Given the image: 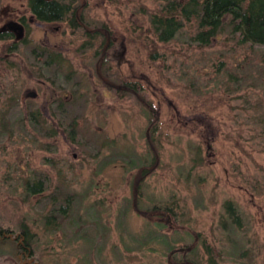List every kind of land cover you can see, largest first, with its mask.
<instances>
[{
    "label": "rangeland",
    "instance_id": "1",
    "mask_svg": "<svg viewBox=\"0 0 264 264\" xmlns=\"http://www.w3.org/2000/svg\"><path fill=\"white\" fill-rule=\"evenodd\" d=\"M74 1L107 27L105 58L106 37L0 0V31L27 24L0 40V225L27 229L38 264H264V45L225 24L199 48L194 18L159 42L150 17L186 0ZM0 264H20L10 243Z\"/></svg>",
    "mask_w": 264,
    "mask_h": 264
},
{
    "label": "trees",
    "instance_id": "2",
    "mask_svg": "<svg viewBox=\"0 0 264 264\" xmlns=\"http://www.w3.org/2000/svg\"><path fill=\"white\" fill-rule=\"evenodd\" d=\"M74 3V0H27V7L37 23L66 22L74 33L83 30V36L87 37L91 42L97 37H106L105 40H102L103 44L101 43L102 47L105 46V50L101 56L105 58L109 44H111L109 39H107L110 34L105 35L107 27L105 24H101L100 26L85 28L86 23L83 21V15L78 13V6H74ZM193 18L197 25L196 35L193 37V40L199 48L211 46L219 30L225 24L231 27V33L239 37L241 44L252 46L264 45V0L168 1L167 5L161 10V14H154L150 17V22L157 40L161 43H167L179 32L182 22H189ZM19 21L22 25L16 24L21 28L20 35L22 37L24 26L27 25L26 18L22 17ZM19 37V33L16 35L14 30L7 29L0 31V40L2 41L14 39L17 44L24 43V40ZM8 50L10 52L14 51L15 46H9ZM125 86L128 87L126 88L127 93H130L132 96L140 92L138 96H134L136 101L140 102L141 100L150 105L146 101L143 95L144 90L140 88L139 83L129 82L126 84L124 82L122 86L120 84L111 85L110 89L114 93L125 92L123 90ZM147 111L149 112V110ZM37 114L31 113L29 116L28 121L33 125H39ZM67 130L72 131V127L68 125ZM139 171L142 172V175L136 178L134 189L137 188L136 185L139 186L140 179L145 176L143 169ZM24 186L26 188L25 192L30 195H36L44 191L39 181L34 183L28 182ZM69 208L68 201L65 208H60L63 217H65ZM226 208L230 211L232 209L229 203L226 204ZM171 210L172 208L168 206H158L142 214L163 216V214ZM32 237L26 228L0 225V244L10 243L13 246V256L16 263L38 264L35 259L36 252L31 243ZM150 238L144 244L147 245L151 240Z\"/></svg>",
    "mask_w": 264,
    "mask_h": 264
},
{
    "label": "water",
    "instance_id": "3",
    "mask_svg": "<svg viewBox=\"0 0 264 264\" xmlns=\"http://www.w3.org/2000/svg\"><path fill=\"white\" fill-rule=\"evenodd\" d=\"M19 29H20V30H19ZM10 30H19V32H21V28H20L19 25H17V24H12V25H10ZM181 251H184V249L181 248V249H178V250H176V251H174V252H170V253H169V257H170L173 253H175V252L179 253V252H181Z\"/></svg>",
    "mask_w": 264,
    "mask_h": 264
},
{
    "label": "flooded vegetation",
    "instance_id": "4",
    "mask_svg": "<svg viewBox=\"0 0 264 264\" xmlns=\"http://www.w3.org/2000/svg\"><path fill=\"white\" fill-rule=\"evenodd\" d=\"M20 30V29H19Z\"/></svg>",
    "mask_w": 264,
    "mask_h": 264
}]
</instances>
